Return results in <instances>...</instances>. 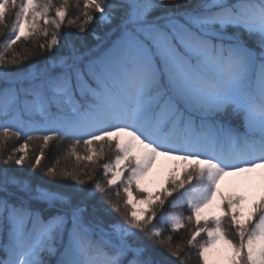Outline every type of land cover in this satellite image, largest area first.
I'll return each instance as SVG.
<instances>
[{"label": "snow or ice", "instance_id": "6c2138e0", "mask_svg": "<svg viewBox=\"0 0 264 264\" xmlns=\"http://www.w3.org/2000/svg\"><path fill=\"white\" fill-rule=\"evenodd\" d=\"M3 30L0 264H264V0H0Z\"/></svg>", "mask_w": 264, "mask_h": 264}, {"label": "trees", "instance_id": "16d2710c", "mask_svg": "<svg viewBox=\"0 0 264 264\" xmlns=\"http://www.w3.org/2000/svg\"><path fill=\"white\" fill-rule=\"evenodd\" d=\"M75 10H73L74 12ZM94 15H97L94 13ZM9 24H11V17L9 18ZM109 30V26L108 25H104L101 26L98 23H96L95 21L91 24L88 25L87 30L85 33L81 34L82 35V43L80 40L76 41L77 47L81 48V51H85L88 48L94 47L95 45H97L98 43H100V41H94V39L92 38V33L95 32L97 35L101 36L102 39L105 38V33ZM66 35L69 33H76V29L75 28H64L62 30ZM7 34V30H3V34H0V42L3 41V39L5 38V35ZM36 42L33 41H29L27 44L25 45H21L17 51H23L24 47H29V48H33V50L36 52V55L34 57V59H29L28 61H26V65L27 64H39L42 63L45 59L47 55H54V54H58L56 52L53 53H48L46 55H41L39 52L38 48H34V44ZM65 51V49H60V52ZM36 135H39V133H37ZM23 140V137L20 139H14L12 141H10L7 145V148L5 149V152L9 151L10 149H12L13 147L19 145ZM70 140H65L62 143H58L56 141L52 142L49 146V148L46 150L45 153V159L42 161V165L43 166H50L52 163H54V161L57 159V157H59L60 159V163L58 165V167H67L70 170L75 168L76 162L73 158H65L63 156V150L67 147V145L70 143ZM33 149H35L36 147H38L39 141H33ZM82 149V146H81ZM36 154L35 150L30 151V155L34 156ZM112 154L109 153V158H111ZM0 167H3V165H0ZM81 167H83V163L81 164ZM11 170L17 172L18 174L21 175H27L28 174V169L25 166L23 168V170H21V168L19 166L16 165H12L11 166ZM36 175H39V173H37ZM97 177H100L102 175V173L100 171H97L96 173ZM90 186V185H89ZM184 215H188V211L184 208L183 210ZM113 219H116L118 217H116L115 214H113ZM155 222V221H154ZM165 234H168L167 232ZM174 239L175 240H184L187 238V232L185 230H180L179 233H173ZM0 255H2V253H0ZM190 264H199V261L197 260L195 253H193L192 259L190 261Z\"/></svg>", "mask_w": 264, "mask_h": 264}, {"label": "rangeland", "instance_id": "374dc122", "mask_svg": "<svg viewBox=\"0 0 264 264\" xmlns=\"http://www.w3.org/2000/svg\"><path fill=\"white\" fill-rule=\"evenodd\" d=\"M92 38H93V35H92ZM94 41H97V40L94 39ZM171 166H172L171 161H167L166 159L161 158V160L158 162L157 167L154 170L153 174L148 178V180L145 182L144 186L147 187L149 189V191H151V192L157 191L161 187V185L164 183V181L166 180ZM221 186L224 189V191H226V192L238 191L241 194L247 195L249 198L255 197V196L259 195V193H260V188L258 186V182H257V186L249 188V187L245 186L244 183L242 182V180L238 177H226L224 179V181H222ZM171 199L172 198H169V201L166 202L163 211H165V212H170V211L181 212L183 209H177V208L172 209L169 207V203H170ZM187 210H188V208H187ZM199 239H206V237L202 236Z\"/></svg>", "mask_w": 264, "mask_h": 264}]
</instances>
